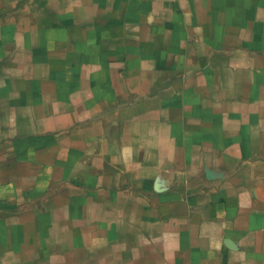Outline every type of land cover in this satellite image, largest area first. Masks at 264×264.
<instances>
[{
    "label": "crops",
    "instance_id": "1",
    "mask_svg": "<svg viewBox=\"0 0 264 264\" xmlns=\"http://www.w3.org/2000/svg\"><path fill=\"white\" fill-rule=\"evenodd\" d=\"M0 264H264V0H0Z\"/></svg>",
    "mask_w": 264,
    "mask_h": 264
}]
</instances>
